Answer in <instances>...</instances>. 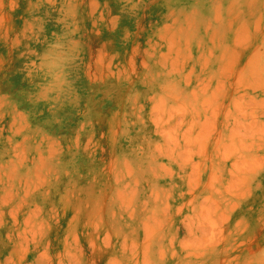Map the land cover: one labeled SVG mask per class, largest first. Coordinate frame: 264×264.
I'll list each match as a JSON object with an SVG mask.
<instances>
[{
	"label": "rangeland",
	"instance_id": "obj_1",
	"mask_svg": "<svg viewBox=\"0 0 264 264\" xmlns=\"http://www.w3.org/2000/svg\"><path fill=\"white\" fill-rule=\"evenodd\" d=\"M0 264H264V0H0Z\"/></svg>",
	"mask_w": 264,
	"mask_h": 264
}]
</instances>
